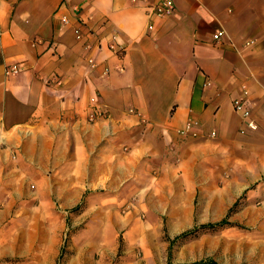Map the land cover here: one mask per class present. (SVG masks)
Listing matches in <instances>:
<instances>
[{
  "label": "crops",
  "instance_id": "crops-1",
  "mask_svg": "<svg viewBox=\"0 0 264 264\" xmlns=\"http://www.w3.org/2000/svg\"><path fill=\"white\" fill-rule=\"evenodd\" d=\"M158 1L0 0V216L118 190L140 161L161 163L171 143L194 135L246 127L264 138V0H174L172 14L150 16ZM115 32L119 52L108 45ZM96 108L103 114L92 121ZM191 118L195 134H182ZM259 157L262 174L263 146ZM256 180L246 172V184Z\"/></svg>",
  "mask_w": 264,
  "mask_h": 264
},
{
  "label": "rangeland",
  "instance_id": "rangeland-1",
  "mask_svg": "<svg viewBox=\"0 0 264 264\" xmlns=\"http://www.w3.org/2000/svg\"><path fill=\"white\" fill-rule=\"evenodd\" d=\"M250 132L171 143L131 184L87 191L69 209L0 216V264H264V138ZM246 172L258 180L246 184Z\"/></svg>",
  "mask_w": 264,
  "mask_h": 264
},
{
  "label": "built area",
  "instance_id": "built-area-1",
  "mask_svg": "<svg viewBox=\"0 0 264 264\" xmlns=\"http://www.w3.org/2000/svg\"><path fill=\"white\" fill-rule=\"evenodd\" d=\"M73 10L75 12L79 11V7L74 6ZM175 10V2L174 0H160L157 3H155L154 5L149 6V13L150 16H165V15H170L174 12ZM62 22L64 24H68L69 23V18L67 15H62L61 18ZM153 25H149V28H152ZM76 37L83 41V45L86 47V49L88 51L93 50L94 48V43L88 38H86V35L83 33V31L81 29H76ZM94 31H89L87 33L90 35H93ZM225 35V31L223 29L218 30L217 32L214 33V39L219 40L221 39L223 36ZM98 46L100 48V43L98 42ZM109 48L113 51L119 52L123 49V45L120 42L119 39V34L118 33H112L111 37H110V41L108 43ZM88 62L90 63V65L92 66H96L97 62L95 61L93 55H90L88 57ZM22 69V65L19 63L16 64H11L8 65L6 67V74L7 75H12L15 73H18L20 70ZM105 74H107L109 72V68L105 67L104 71ZM247 93V91H246ZM234 106L235 109L241 114V117L245 123V125L247 127L250 128H255L257 126L256 121L252 118L251 115V110L248 108V106L246 105L245 99L244 98H236L234 100ZM98 114H103V112L101 110H99V108H96V110L94 111V113L91 116V120L94 121L96 119V115ZM198 125V121L191 118L188 120L186 126L184 129H182L181 133L182 134H188V133H194V128Z\"/></svg>",
  "mask_w": 264,
  "mask_h": 264
},
{
  "label": "trees",
  "instance_id": "trees-1",
  "mask_svg": "<svg viewBox=\"0 0 264 264\" xmlns=\"http://www.w3.org/2000/svg\"><path fill=\"white\" fill-rule=\"evenodd\" d=\"M226 223H227V220L224 219V220H222V221H220L218 223L204 224L201 227L204 228V229L205 228H215L217 226H222V225H224ZM196 229H197V227L194 228V229L187 230V231L183 232L182 234L178 235L176 238H180V237L185 238V237L189 236L190 234L194 233L196 231ZM208 264H217V263H214L213 261H210V262H208Z\"/></svg>",
  "mask_w": 264,
  "mask_h": 264
}]
</instances>
